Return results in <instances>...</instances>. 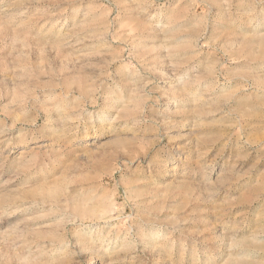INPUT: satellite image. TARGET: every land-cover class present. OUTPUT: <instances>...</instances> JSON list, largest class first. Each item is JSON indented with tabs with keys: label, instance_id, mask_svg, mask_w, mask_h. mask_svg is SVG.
<instances>
[{
	"label": "rangeland",
	"instance_id": "rangeland-1",
	"mask_svg": "<svg viewBox=\"0 0 264 264\" xmlns=\"http://www.w3.org/2000/svg\"><path fill=\"white\" fill-rule=\"evenodd\" d=\"M0 264H264V0H0Z\"/></svg>",
	"mask_w": 264,
	"mask_h": 264
}]
</instances>
